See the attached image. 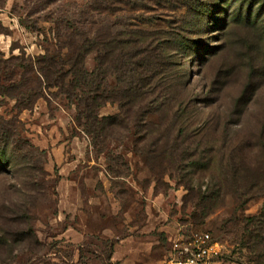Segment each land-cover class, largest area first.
I'll return each instance as SVG.
<instances>
[{"label": "rangeland", "instance_id": "rangeland-1", "mask_svg": "<svg viewBox=\"0 0 264 264\" xmlns=\"http://www.w3.org/2000/svg\"><path fill=\"white\" fill-rule=\"evenodd\" d=\"M179 5L177 0H0V127L8 125L34 147L16 172L0 176V264H119L107 259L109 244L102 240L117 242L132 234L152 247L147 264H164L175 238L192 232H208L223 245L215 264H253L249 234L261 228L264 237V221L252 225L264 208V0L215 2L204 31ZM179 22L182 30L200 36L199 44L179 40ZM118 23L151 26L168 36L173 41L165 51L168 90L176 94L179 77L190 95L174 114L156 113L149 126L142 121L93 137L78 125V102L66 92L72 87L65 59L84 38L104 37ZM95 55H84L86 70L94 69ZM45 56L57 58L64 89L44 85L39 61ZM115 76L105 78L108 87H117ZM19 93L29 96L16 102L11 96ZM38 95L42 110L37 101L23 109ZM96 112L118 114L120 105L109 102ZM55 119L66 125L57 127ZM158 138L163 142L156 144ZM81 142L87 144L83 158L106 169L104 185L96 186L104 191L99 195L110 215L106 232L79 229L73 197L68 212L58 207L59 163L74 157L72 145L76 150ZM58 143L61 150H53ZM78 188L86 197L96 194Z\"/></svg>", "mask_w": 264, "mask_h": 264}, {"label": "trees", "instance_id": "trees-1", "mask_svg": "<svg viewBox=\"0 0 264 264\" xmlns=\"http://www.w3.org/2000/svg\"><path fill=\"white\" fill-rule=\"evenodd\" d=\"M179 6L177 8L184 9L181 14L188 13L198 22L199 29L212 21V11L216 3L225 5L229 0H177ZM202 7L203 11L197 10ZM180 20V17H178ZM182 20V19H181ZM226 21L222 24L227 25ZM178 22V21H177ZM117 28L111 33L100 36L84 38L70 55L66 58L67 64L71 67L69 73L71 79L69 86L72 87L66 91L69 97H73L78 102L80 113L77 119L78 125L88 135L93 137H101L116 133L117 129L122 127L127 130L130 125L138 126L142 121L147 126L150 125L151 118L159 113L161 115H171L175 113L176 107L182 105L189 97L188 86L181 84L179 77L176 81V94H170L168 85L166 84L167 69V48H169L171 40L165 38L160 32H155L151 26H139L138 29H132L127 23H118ZM196 26V24H193ZM179 31L182 30L179 22ZM206 30V29H205ZM178 31V32H179ZM178 34L179 40L187 43L199 44L200 36L195 35L196 32L186 31L185 29ZM193 33V34H191ZM191 35H193L191 37ZM164 37V38H163ZM169 39V40H168ZM176 42V43H182ZM183 44V43H182ZM90 51H94L95 67L92 71H88L84 67V55ZM13 57L12 55L7 59ZM54 57V56H53ZM41 57L39 61L40 72L44 79V85L51 86L60 84L64 89L65 74L55 69L57 58ZM168 57H171L168 55ZM61 59V58H60ZM17 65V64H13ZM19 67L25 70V64L19 63ZM77 71H81L84 75L78 79L75 75ZM114 73L117 87L111 88L105 83V78ZM103 77L100 78V76ZM26 76H21L24 79ZM80 89L81 94L77 95L73 91ZM120 94L118 100L109 98V95ZM28 94L19 93L18 96H11L14 101L23 98L25 100ZM43 97L38 95L29 105L22 104L23 109H31L34 103ZM118 103L120 105V113L99 116L97 109L105 106L106 103ZM26 103V102H25ZM168 124H165L166 127ZM182 122L179 128L182 131ZM146 126V128H147ZM145 128V127H144ZM140 129L136 133H140ZM158 141V142H157ZM163 142L162 138L156 140V144ZM169 143L168 139L166 140ZM157 146V145H156ZM33 145L21 138H16V134L8 125L0 127V176H8L16 172L18 165L24 162L30 155V149ZM232 149V148H231ZM24 150V151H22ZM26 150V151H25ZM233 150V149H232ZM151 151V150H150ZM235 151V150H233ZM236 152V151H235ZM238 153V152H237ZM15 169V170H14ZM264 208L254 220L252 225L257 227L263 226ZM256 234L250 233L248 242L251 243V249L254 254L253 264H264V237L262 229L256 228ZM104 243L109 244V252L107 259H111L113 246L116 243L112 239H103Z\"/></svg>", "mask_w": 264, "mask_h": 264}, {"label": "crops", "instance_id": "crops-1", "mask_svg": "<svg viewBox=\"0 0 264 264\" xmlns=\"http://www.w3.org/2000/svg\"><path fill=\"white\" fill-rule=\"evenodd\" d=\"M1 41H4V38L0 34V42ZM36 104L37 108L39 106L42 110L43 102L37 101ZM37 108L35 106L34 110ZM52 121H54V119H52ZM55 122L57 127L66 125V121H56L55 119ZM64 128H66V126ZM57 142L56 139L51 145ZM80 144L76 145V150H74L75 146L72 145L73 153L75 151L77 153L74 154V157L59 163V188L62 189L58 197V207L63 209V213L68 212L66 209L70 206L67 205L66 208V204L67 201L71 200L70 198L73 197V201L71 202V204H73V212L75 215H79V220L82 221L83 224H81L82 226H80L79 229L84 232H106L108 231L106 226L109 222L110 215L105 213L103 207L104 200L103 197L101 198L99 195L100 192L104 194V191L103 189L100 191L98 187H96L99 182H102L104 185L106 180V169L98 160H86L83 158V156H85L83 152L86 150L87 144H84V142ZM83 145H85V147ZM59 146V143L55 146L53 145L52 149L59 151L61 150ZM88 170H90V175ZM88 177L91 178L90 182L87 180ZM80 179H82V183H79ZM78 186L85 187L88 191L96 192V194L92 193V195H87L86 197L85 193L79 190ZM61 209L59 211L60 214H62ZM136 227H138V231H140L139 225H133L130 228L134 229ZM142 232H144V230H142ZM151 248V246L146 245L142 238L133 236L132 234L116 242L111 259L119 262V264H147V257L150 256L149 253L151 252ZM150 261L151 260H148V262Z\"/></svg>", "mask_w": 264, "mask_h": 264}, {"label": "built area", "instance_id": "built-area-1", "mask_svg": "<svg viewBox=\"0 0 264 264\" xmlns=\"http://www.w3.org/2000/svg\"><path fill=\"white\" fill-rule=\"evenodd\" d=\"M223 245L208 232H192L177 237L164 264H215L222 256Z\"/></svg>", "mask_w": 264, "mask_h": 264}]
</instances>
